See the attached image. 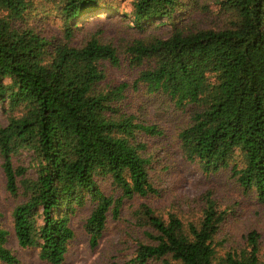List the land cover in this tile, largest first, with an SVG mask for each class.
Instances as JSON below:
<instances>
[{
	"label": "trees",
	"instance_id": "1",
	"mask_svg": "<svg viewBox=\"0 0 264 264\" xmlns=\"http://www.w3.org/2000/svg\"><path fill=\"white\" fill-rule=\"evenodd\" d=\"M217 6L211 27L181 26L197 0H132L124 17L144 33L166 19V38L133 39L125 48L131 66L150 62L133 87L161 93L174 107H196L178 132L182 156L204 172L230 167L246 190L264 201V0H211ZM105 0H0L1 169L13 207L14 235L21 248H35L40 260L60 264L74 238L71 218L87 201L84 222L91 248L97 246L109 213L118 218L125 200L157 192L151 180L152 153L144 136L162 131L127 110V83L104 85L103 63L119 64L117 46L95 33L74 43L80 18ZM207 6V5H204ZM203 6V7H204ZM53 15L62 38L34 23ZM242 155V166L233 153ZM27 155V163L14 157ZM110 180L118 195L106 193ZM195 221L174 212L166 217L143 203L136 221L146 240L131 264H264L262 235L250 230L242 246L220 252L227 222L207 191ZM0 224V264H18L5 246ZM221 253V254H219ZM264 257V255H263Z\"/></svg>",
	"mask_w": 264,
	"mask_h": 264
},
{
	"label": "rangeland",
	"instance_id": "2",
	"mask_svg": "<svg viewBox=\"0 0 264 264\" xmlns=\"http://www.w3.org/2000/svg\"><path fill=\"white\" fill-rule=\"evenodd\" d=\"M111 6L98 7L80 18L81 27L75 32L74 43H79L83 37L95 33L101 40L112 41L118 49L119 64L112 66L103 63L106 71L104 85L127 83V110L137 114L139 119L147 124L156 125L162 134L143 139L147 149L152 153L151 180L157 192L144 197L135 195L125 200L118 218L109 213L105 228L96 247L91 248L84 222L92 210V203L87 201L78 208L71 218L70 226L74 231L64 260L60 264H131L138 243L145 241V230L135 217L136 210L143 203L153 207L154 211L164 217L174 212L184 220L195 221L201 213L202 195L210 191L211 197L222 209H226L228 220L223 225L222 234L225 243L220 247L224 252L230 247H240L247 233L254 229L262 235L261 259L264 260V201L257 199L256 192L244 189L233 176L230 167L216 172H204L196 161H189L182 156L178 132L191 122L196 107L189 104L183 109L174 107L169 97L159 93H148L145 86L139 84L133 87L141 69L149 66L146 61L140 66H131L128 62L125 48L133 39L166 38L170 35L172 25L164 18L155 21L144 33L131 28L132 22L124 17L131 10L132 0H105ZM207 5V6H204ZM204 6V7H203ZM217 6L211 0H197L187 8V14L181 26L211 27L217 24L213 15ZM59 19L53 15L46 19H38L34 24L43 30L51 32L59 39L62 31ZM6 123L5 113L0 106V125ZM27 155L14 157L15 164L27 163ZM0 157V224L7 230L5 246L18 258V264H49L38 257L35 248H21L14 235L12 210L21 200L11 196L5 187V179L1 169ZM242 166V155L238 150L233 153L231 163ZM106 193L119 194L113 189L110 180L102 181ZM219 253V254H221ZM146 264H162L160 259L149 260Z\"/></svg>",
	"mask_w": 264,
	"mask_h": 264
}]
</instances>
